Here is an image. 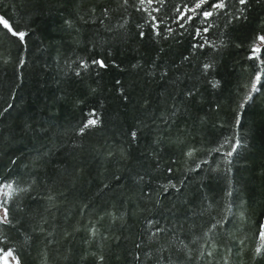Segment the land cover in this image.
I'll return each instance as SVG.
<instances>
[{
	"label": "trees",
	"instance_id": "obj_1",
	"mask_svg": "<svg viewBox=\"0 0 264 264\" xmlns=\"http://www.w3.org/2000/svg\"><path fill=\"white\" fill-rule=\"evenodd\" d=\"M218 2L0 0V256L264 264V0Z\"/></svg>",
	"mask_w": 264,
	"mask_h": 264
},
{
	"label": "snow or ice",
	"instance_id": "obj_2",
	"mask_svg": "<svg viewBox=\"0 0 264 264\" xmlns=\"http://www.w3.org/2000/svg\"><path fill=\"white\" fill-rule=\"evenodd\" d=\"M125 3H127V0H124ZM156 3L160 4L161 6H163L164 0H155ZM141 5L144 4V0H140ZM153 3V0H148V4L151 5ZM208 3V0H199V3L195 4V8L192 9H188L187 11H190L193 13V15H196V9H199L202 7V5ZM240 4H245L246 0H239ZM213 11H203L202 12V16L203 17H211L213 15V12L218 11L220 9H224L226 7V0H219L218 3H213L211 5ZM155 11H160V8L155 9ZM177 13H180V9L177 8L176 9ZM180 18H184V14L180 13ZM153 20H155V17H152ZM192 19V16H188L187 20L190 21ZM201 23H207L206 20L201 19ZM0 26H2L3 29H6L12 36L17 37L20 41L24 40V37L26 35V33L24 31H15L12 26L9 24L8 20H6L3 16H0ZM208 29L205 28L204 31L206 32ZM259 41H264V36H259L258 37ZM253 51H252V57H255L256 59L259 60V53L261 51L260 47H258L256 44H254L252 46ZM250 57V58H252ZM93 63L98 64L100 66H104L103 65V61H93ZM262 67L260 68V70L257 72V74L254 77V82L252 83L250 89L248 90V92L246 93V95L243 98L242 103L240 104V108L242 109L244 107V105L246 103H248L251 99H252V95L253 93H256L258 91L257 85L261 83V75L264 74V61L260 62ZM86 66V65H85ZM209 65H205V68H208ZM247 87V86H245ZM99 123L98 119H89L84 126L80 129V132L83 133L85 131V129L89 128V127H95L97 124ZM237 123H239V119H237ZM133 137L135 136V133L132 134ZM226 143H233L232 138H228L225 141ZM240 146V141L239 139H235L233 146H232V150L227 153L228 157H231L232 153L235 152L237 150V148ZM189 155H191V153H189ZM11 187V186H9ZM173 187H175L173 185ZM5 223H9L8 220V213H7V209H4V215L0 216V224H5ZM213 227H215V225H213ZM262 235H264V233H262ZM261 250L258 248L257 249V254H260ZM9 255H11V253H9Z\"/></svg>",
	"mask_w": 264,
	"mask_h": 264
},
{
	"label": "rangeland",
	"instance_id": "obj_3",
	"mask_svg": "<svg viewBox=\"0 0 264 264\" xmlns=\"http://www.w3.org/2000/svg\"><path fill=\"white\" fill-rule=\"evenodd\" d=\"M262 44H264V41H258L257 42V46L260 47ZM10 185L8 184H4L1 187V191H0V216L4 215V207L2 206V200L4 199V197H7L8 195H10L11 193V187H9ZM9 253H11V255H9ZM1 259V263L2 264H19L15 255L12 253V251H8L3 253L0 256Z\"/></svg>",
	"mask_w": 264,
	"mask_h": 264
}]
</instances>
